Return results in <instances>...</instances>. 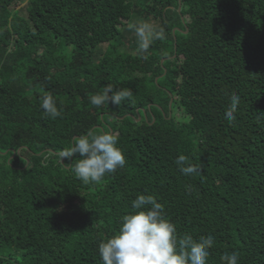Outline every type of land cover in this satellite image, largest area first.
Listing matches in <instances>:
<instances>
[{"label": "trees", "instance_id": "obj_1", "mask_svg": "<svg viewBox=\"0 0 264 264\" xmlns=\"http://www.w3.org/2000/svg\"><path fill=\"white\" fill-rule=\"evenodd\" d=\"M26 1L27 18L14 7ZM141 22L166 37L143 54ZM109 84L133 94L91 105ZM90 129L116 134L126 157L98 184L57 156ZM180 154L202 174L180 173ZM140 194L178 237L214 236L208 264L232 251L264 264V0H0V264H102Z\"/></svg>", "mask_w": 264, "mask_h": 264}, {"label": "clouds", "instance_id": "obj_2", "mask_svg": "<svg viewBox=\"0 0 264 264\" xmlns=\"http://www.w3.org/2000/svg\"><path fill=\"white\" fill-rule=\"evenodd\" d=\"M138 38L140 52L146 53L154 41L165 39V29L149 22L132 25ZM144 58H147L144 56ZM131 89L116 90L105 85L102 92L89 97L90 104L100 107L106 102L118 106L132 96ZM240 96L233 93L225 111V119L233 124L237 117ZM40 107L46 117L53 120L62 115V110L51 94L41 98ZM61 162L67 161L75 176L85 184H98L106 174L114 173L126 165L124 151L118 146L116 134H98L90 129L75 137L73 144L57 153ZM79 157L73 163L74 157ZM184 176L202 174L200 165L180 154L174 161ZM132 211L121 217L118 232L99 245L102 264H208L210 249L215 238L212 235L194 239L191 234L177 236L176 226L166 218L164 206L155 196L140 194L131 202ZM221 264H239L238 251L225 253Z\"/></svg>", "mask_w": 264, "mask_h": 264}, {"label": "rangeland", "instance_id": "obj_3", "mask_svg": "<svg viewBox=\"0 0 264 264\" xmlns=\"http://www.w3.org/2000/svg\"><path fill=\"white\" fill-rule=\"evenodd\" d=\"M28 6H29V1H26V2H23V3L17 4L14 7H15L16 10L21 11V15L23 17L27 18L28 17ZM104 49H106V48L103 47V50ZM183 113L181 111H179L178 113H175V119L178 122L188 123L189 119L187 117L185 118Z\"/></svg>", "mask_w": 264, "mask_h": 264}, {"label": "water", "instance_id": "obj_4", "mask_svg": "<svg viewBox=\"0 0 264 264\" xmlns=\"http://www.w3.org/2000/svg\"><path fill=\"white\" fill-rule=\"evenodd\" d=\"M175 33H176V32H175ZM175 33H174V34H175ZM186 34H188V32H187Z\"/></svg>", "mask_w": 264, "mask_h": 264}]
</instances>
